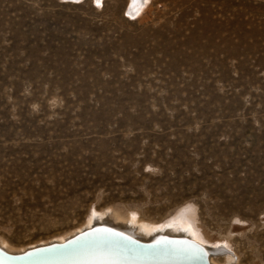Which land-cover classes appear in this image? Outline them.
I'll list each match as a JSON object with an SVG mask.
<instances>
[{
	"label": "rangeland",
	"instance_id": "obj_1",
	"mask_svg": "<svg viewBox=\"0 0 264 264\" xmlns=\"http://www.w3.org/2000/svg\"><path fill=\"white\" fill-rule=\"evenodd\" d=\"M134 3L0 0V243L112 212L264 264V0Z\"/></svg>",
	"mask_w": 264,
	"mask_h": 264
},
{
	"label": "bare ground",
	"instance_id": "obj_2",
	"mask_svg": "<svg viewBox=\"0 0 264 264\" xmlns=\"http://www.w3.org/2000/svg\"><path fill=\"white\" fill-rule=\"evenodd\" d=\"M135 1L139 0H132L133 7L139 3ZM111 214L94 216L74 235L28 250L12 251L0 243V264H206L199 248L209 253L208 264L233 263L231 257L224 263L214 261L208 248L212 243L193 229H184V219H174L167 227L159 228L133 215L126 220ZM77 234L80 237L74 239ZM162 237L165 239L159 243L147 245ZM178 238L189 242L174 240ZM212 251L214 255L223 249L218 246Z\"/></svg>",
	"mask_w": 264,
	"mask_h": 264
},
{
	"label": "water",
	"instance_id": "obj_3",
	"mask_svg": "<svg viewBox=\"0 0 264 264\" xmlns=\"http://www.w3.org/2000/svg\"><path fill=\"white\" fill-rule=\"evenodd\" d=\"M78 237H80L78 234L74 237V239H76V238H78ZM73 239V240H74ZM162 239H165L164 237H162V238H160V239H156V241H154L153 243H150V244H147V245H155V244H157V243H159ZM174 240H181V241H185V242H189V241H187V240H185V239H174ZM72 241V240H71ZM43 249V248H42ZM200 249V252L202 253V258H203V260L205 261V263L206 264H208V258H209V253H207V251H204V250H202L201 248H199ZM27 255V254H26ZM25 255V256H26Z\"/></svg>",
	"mask_w": 264,
	"mask_h": 264
}]
</instances>
